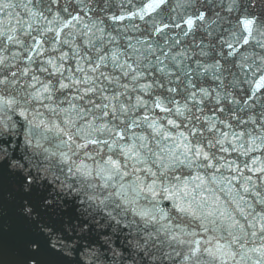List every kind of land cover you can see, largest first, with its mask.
<instances>
[{
    "label": "clouds",
    "instance_id": "obj_1",
    "mask_svg": "<svg viewBox=\"0 0 264 264\" xmlns=\"http://www.w3.org/2000/svg\"><path fill=\"white\" fill-rule=\"evenodd\" d=\"M0 264H264V0H0Z\"/></svg>",
    "mask_w": 264,
    "mask_h": 264
}]
</instances>
